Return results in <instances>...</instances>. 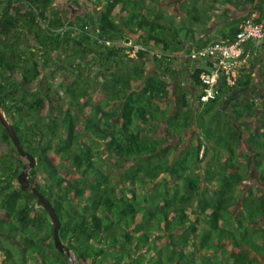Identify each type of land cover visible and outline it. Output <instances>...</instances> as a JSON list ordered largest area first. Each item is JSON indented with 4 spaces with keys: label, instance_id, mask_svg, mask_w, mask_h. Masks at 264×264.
<instances>
[{
    "label": "trees",
    "instance_id": "16d2710c",
    "mask_svg": "<svg viewBox=\"0 0 264 264\" xmlns=\"http://www.w3.org/2000/svg\"><path fill=\"white\" fill-rule=\"evenodd\" d=\"M91 1L100 7L96 14L70 21L57 0H0V101L35 159L28 180L59 217L61 242L79 264H135L142 248L150 254L146 264H264V191L241 189L249 167L240 162L254 159L264 184V99L261 107L233 103L229 113L219 106L224 95L251 86L253 72L241 70L243 83L205 104L192 94L197 112L172 98L165 80L175 62L205 47L192 26L205 29L212 21L205 14L215 7L182 3L177 16L192 19L176 26L167 22L168 0ZM245 18L228 25L223 40L232 41ZM129 38L149 52L129 58L118 43ZM60 54L89 58L92 81L84 83ZM60 70L56 91L28 88ZM202 71L189 72L197 94ZM193 126L194 145L181 149L180 136ZM0 140L8 146L0 150V264H70L54 248L47 213L16 182L25 160L1 125ZM161 175L171 180L157 181L160 191L149 201L135 193ZM179 226L184 233L175 239Z\"/></svg>",
    "mask_w": 264,
    "mask_h": 264
},
{
    "label": "rangeland",
    "instance_id": "374dc122",
    "mask_svg": "<svg viewBox=\"0 0 264 264\" xmlns=\"http://www.w3.org/2000/svg\"><path fill=\"white\" fill-rule=\"evenodd\" d=\"M57 1L60 4V5H58V8L61 11L62 10L67 11L69 13L70 21H73L78 17H83L88 10H91L95 14H96L97 10H100V7H94V4L91 0H57ZM176 1H179V0H168L167 2H164V4L168 5L167 8L164 10L165 13L168 14V20L169 21H167V22L172 21L174 23V25H176V26H181V25H187L188 26L190 24V22L187 21V23H185V22L183 23L182 19L179 16H177L179 13H181V11H180V8L176 5ZM184 1H187V0H180L179 4L181 5L182 3H184V4L187 3L189 5L191 2L193 3V0L188 1V2H184ZM217 1L221 2L222 0H216L215 3H217ZM203 3L205 4V6L212 5L215 7V3H213L212 0H204ZM203 3H200L199 5H202ZM185 6H186V4H185ZM218 7H220V6H216L215 9H213L211 12L210 11L206 12L205 15L210 16V17H214V18L220 17V15H217V13H216L220 9ZM193 27L195 29H198V30H203L202 27L199 26V24H193ZM182 35H184V34L182 33ZM60 61H62L63 65L66 67L71 66L72 69H74L75 73L80 72L81 77H82V81H84V83H87V82L89 83L92 81V77H90L89 74H90L92 67H94V66L91 64L90 65L84 64V63L90 61L89 58L80 62V61L74 60L73 58L71 60L70 59L69 60L64 59L63 54H60ZM199 61H200L199 59H189L187 61L180 62V64L184 63L183 66H185L187 64L188 67L191 68V70L188 72H185V71L180 72V74L178 73V80L176 81V83L174 82V77L176 75V71H175L173 65L170 69V72L165 77L166 82L170 86L172 98L176 97L178 95V97L181 98V104H184L186 108L195 109V110H197L198 106H197V100L193 99V95L196 97L198 94H197L196 89L190 83L191 81L189 78V74L192 72L193 67L199 64ZM247 62H250V61L247 60ZM146 68H147L148 72H151L153 70L154 66L151 62V59L146 61ZM63 75H64V72H62V70L57 71L55 74L48 73V71H47L46 74L41 75V77L39 78V80H37L36 83L30 84L28 86V88L34 89V88L38 87L44 93V95H46L48 93H51L52 91H56L58 84L61 82V80L63 78ZM93 81L96 82L97 80L93 79ZM174 83H175V85H174ZM262 84H264V81L262 82L261 80H259V78H255V76H254V79L252 81L251 86H249L246 89H240V90L234 91L230 94L224 95L222 97V99L219 101L220 102L219 106L222 107L228 113H229V108L231 107V105L233 103H236V102H246V101L251 102L252 101L255 103L256 106L261 107L259 102H261L260 101L261 99H264V89L261 87ZM48 88H49L50 92H48ZM183 88H185L187 91L181 95L180 93L182 92ZM190 92H191V94H190ZM90 94L92 95V98L94 100L97 98L96 89L91 91ZM45 112H47V109L43 113H45ZM6 118H7V116H6ZM206 120H207L208 124H212V120H213L212 118L209 117ZM9 123H10V121H9ZM196 134H197L196 128L194 126L188 130H185L182 133V135L180 136V139L182 140V143L180 145L181 149L185 148L188 144L194 145ZM1 142L2 141L0 140V150H2L3 152H7L8 146H6L4 143H1ZM175 142H177V140H175L174 143ZM240 151H243L245 153L246 148L244 146H241ZM240 162L242 164L244 163V165L245 164L247 165L250 162V158L247 159L246 161L240 160ZM128 164H130V163L127 162L126 165H128ZM102 168L104 170L106 169L105 166H103ZM165 179L171 180L169 176L161 175L153 184L149 185V187H146L143 190H140L138 188L135 189V193L138 196H140L141 198H144L145 200L149 201L151 199L150 198L151 194H153V193L157 194L160 191L158 186L156 185V182L157 181L159 182V181H162ZM258 180H259L258 175L253 171L252 175L249 176V174H248L245 176L244 181L241 184V189L246 191L247 188L248 189L249 188L252 189V187L255 188V184L259 182ZM170 184H172V183L170 182ZM252 191L253 192L256 191L257 193L259 192L256 188L252 189ZM193 200H194V195H192L190 197L188 202L191 203V202H193ZM1 216H2V214L0 213V217ZM198 228H201V225H198ZM184 229H185V227L179 226L175 230L172 231L173 233H175L177 235L175 237V239H179L181 237L182 233H184ZM164 230H165L164 226L161 225V228L157 229L155 231V233L153 235H151V237L154 239L155 237L162 234L161 231L164 232ZM169 235L171 236V234H169ZM183 249L185 250V253H190L189 247L186 246V248H183ZM148 257H150V254L147 253V249L142 248L141 252H139L134 258L135 262H136L135 264H146Z\"/></svg>",
    "mask_w": 264,
    "mask_h": 264
},
{
    "label": "built area",
    "instance_id": "2783aa9c",
    "mask_svg": "<svg viewBox=\"0 0 264 264\" xmlns=\"http://www.w3.org/2000/svg\"><path fill=\"white\" fill-rule=\"evenodd\" d=\"M259 16L254 13L248 15L232 41H217L190 55L191 59H199L207 65L199 75L201 90L198 99L201 104L217 99L223 88L243 83L241 70L246 69L245 45L264 42V14ZM118 43L125 48L129 58H134L138 52H149L142 43L131 38ZM105 44L109 45L110 41Z\"/></svg>",
    "mask_w": 264,
    "mask_h": 264
},
{
    "label": "crops",
    "instance_id": "0c3cea01",
    "mask_svg": "<svg viewBox=\"0 0 264 264\" xmlns=\"http://www.w3.org/2000/svg\"><path fill=\"white\" fill-rule=\"evenodd\" d=\"M192 1V0H189ZM232 2L228 4L227 2H220L217 1L215 3L216 6H220V8L216 13L217 15H220L218 18L212 17V21L208 24V26L203 30L195 29L193 26V30L196 32V39L199 44H203L205 47L206 45L214 42V41H224L222 33L225 32L228 25L233 23L235 20H239L243 17H247L249 14H257L258 16H262L264 14V0H254V3L250 4L246 2L245 0H231ZM204 0H200L197 3V6H205L203 3ZM179 1H176V5L179 7ZM200 3H203L202 5H199ZM218 4V5H217ZM260 6L261 13L258 11H255V7ZM217 8V9H218ZM215 9V8H214ZM182 13H179L178 15H181ZM259 16V17H260ZM184 21L191 20V15H186L184 17ZM242 23V22H241ZM240 23V24H241ZM264 42L261 43H248L244 47V57L246 61V65L244 68L249 69L253 72L255 78H259L263 82V78L260 77V72L264 70ZM187 57L184 58L183 61H185ZM252 59L253 62L250 61ZM250 61V62H247ZM178 63V64H177ZM252 63V64H251ZM184 63L180 64L179 62H175L173 64L174 69L176 71V75L174 77V82L178 80V73L180 72H188L191 70V68L188 67L186 64L183 66ZM207 65H205L201 60L199 61V64L194 66L193 68H202L206 69ZM174 83V85H175ZM188 83V82H187ZM195 112H197L195 110Z\"/></svg>",
    "mask_w": 264,
    "mask_h": 264
},
{
    "label": "water",
    "instance_id": "95a60500",
    "mask_svg": "<svg viewBox=\"0 0 264 264\" xmlns=\"http://www.w3.org/2000/svg\"><path fill=\"white\" fill-rule=\"evenodd\" d=\"M0 125L5 130V133L7 134L8 138L10 139L16 153L26 160V163L22 166L21 171L16 177V182L20 188L21 191H28L30 194H32L36 198V202L44 209V211L47 213L50 224L52 227V239H53V245L59 254L65 255L68 259V262L70 264H79V262L74 258L68 247H66L59 238V228H60V220L57 216L55 210L52 208L51 204L47 200V198L39 193L29 182L28 180V173L30 170H32L35 166V159L33 156L28 154L20 145L18 137L12 128L11 124L9 123L8 119L6 118L3 106L0 101Z\"/></svg>",
    "mask_w": 264,
    "mask_h": 264
},
{
    "label": "flooded vegetation",
    "instance_id": "af4514ba",
    "mask_svg": "<svg viewBox=\"0 0 264 264\" xmlns=\"http://www.w3.org/2000/svg\"><path fill=\"white\" fill-rule=\"evenodd\" d=\"M254 160V159H253ZM253 160H252V158H250V162H249V164H247L248 165V167H249V176L250 175H252V173H253V171L255 172V169H254V166H253ZM24 163H26V160H25V162ZM256 173V172H255ZM257 174V173H256ZM258 175V174H257ZM258 179H259V175H258ZM259 182L258 183H256L255 184V188L258 190V188L261 190V191H264V184L260 181V180H258ZM254 187H252V189H255ZM251 189V188H250ZM247 190H248V188H247ZM259 191V190H258ZM255 193H257L256 191H255ZM259 193V192H258Z\"/></svg>",
    "mask_w": 264,
    "mask_h": 264
}]
</instances>
